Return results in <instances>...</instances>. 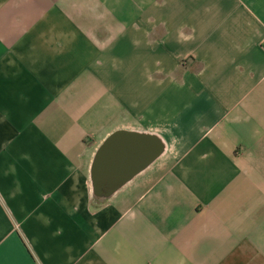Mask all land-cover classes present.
Here are the masks:
<instances>
[{
    "label": "crops",
    "instance_id": "1",
    "mask_svg": "<svg viewBox=\"0 0 264 264\" xmlns=\"http://www.w3.org/2000/svg\"><path fill=\"white\" fill-rule=\"evenodd\" d=\"M0 264H264V0H0Z\"/></svg>",
    "mask_w": 264,
    "mask_h": 264
},
{
    "label": "water",
    "instance_id": "2",
    "mask_svg": "<svg viewBox=\"0 0 264 264\" xmlns=\"http://www.w3.org/2000/svg\"><path fill=\"white\" fill-rule=\"evenodd\" d=\"M149 136L116 131L107 136L95 151L89 178L92 193L99 200L107 197L139 169L160 153L158 143Z\"/></svg>",
    "mask_w": 264,
    "mask_h": 264
}]
</instances>
